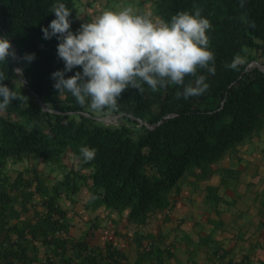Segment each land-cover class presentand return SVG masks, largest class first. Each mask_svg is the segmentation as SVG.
Returning <instances> with one entry per match:
<instances>
[{"label":"trees","instance_id":"obj_1","mask_svg":"<svg viewBox=\"0 0 264 264\" xmlns=\"http://www.w3.org/2000/svg\"><path fill=\"white\" fill-rule=\"evenodd\" d=\"M53 3L0 0V34L9 35L16 52L8 64L0 65L6 72L4 83L16 92V99L0 111V163L33 156L58 165L68 154L77 161L50 184L54 196L75 194L84 186L88 207L125 212L128 222L142 223L148 211L166 204V192L188 165L218 157L252 131L264 114V70L238 62L246 48H264V0H153L160 19L200 9L210 21L207 35L214 59L209 67L214 72L197 69L209 87L187 99L178 97L182 86L170 82L155 89L144 85L143 91L128 88L118 107L101 116L53 87L50 74L64 65L57 55V39H44L41 32L54 17ZM65 3L73 9L75 31L74 0ZM24 53H34L35 58L27 62ZM18 67L22 75L15 72ZM76 70L79 66L72 71ZM193 79L187 75L185 83ZM16 82L28 92V99ZM103 116L124 118L139 130L135 136L123 123L104 125L99 122ZM85 145L96 150L90 161L80 154ZM31 173L41 182L34 169ZM3 184L0 172V189ZM29 198L28 193L19 198L0 190V264H125L123 252L112 244H106L98 259L93 248L69 236L65 211L52 199L44 201V213L25 216ZM36 242L59 256L58 263L35 260Z\"/></svg>","mask_w":264,"mask_h":264},{"label":"crops","instance_id":"obj_2","mask_svg":"<svg viewBox=\"0 0 264 264\" xmlns=\"http://www.w3.org/2000/svg\"><path fill=\"white\" fill-rule=\"evenodd\" d=\"M152 1L74 0V21L126 6L160 19ZM73 161L63 156L61 172ZM164 197L139 225L109 224L125 264H264V114L218 157L188 165Z\"/></svg>","mask_w":264,"mask_h":264},{"label":"clouds","instance_id":"obj_3","mask_svg":"<svg viewBox=\"0 0 264 264\" xmlns=\"http://www.w3.org/2000/svg\"><path fill=\"white\" fill-rule=\"evenodd\" d=\"M72 11L65 0H54L50 9L54 17L41 26V32L44 39H57V55L64 65L50 74L53 87L69 92L80 106L96 113L115 110L126 89L143 91L144 85L155 89L165 82L182 86L178 97L184 99L208 89L206 76L197 69L214 72L209 67L214 54L207 35L211 24L200 9L179 11L168 20L154 19L151 13L132 6L107 9L75 31L71 28ZM15 56L9 35L0 34V65ZM34 58V53L22 57L27 62ZM77 66L79 70L72 71ZM15 72L22 75L23 69L18 67ZM187 75L194 79L185 83ZM5 80L6 72L0 69V111L16 99V92ZM80 154L90 161L96 150L85 145Z\"/></svg>","mask_w":264,"mask_h":264},{"label":"rangeland","instance_id":"obj_4","mask_svg":"<svg viewBox=\"0 0 264 264\" xmlns=\"http://www.w3.org/2000/svg\"><path fill=\"white\" fill-rule=\"evenodd\" d=\"M238 62L245 68L258 67L260 70H264V48L257 50L246 48L239 55ZM16 87L20 89L24 98L28 99L30 97L19 82H16ZM94 113L97 116H101V113ZM99 122L111 127H116L123 123L135 136L139 130L138 125L124 118L118 119L111 116H103ZM51 165V163H45L39 157L33 156H24L23 159L17 162L5 161L0 163V172L4 180L1 189L19 198L22 197V194L28 193L30 201L27 205L28 209L24 210V214L31 218L36 213H44L46 211L44 201L54 200V203L65 211L69 224L68 235L74 239L82 240L86 247L93 248L94 252L98 254V259L103 257L106 244H112L110 242L111 238L107 236L109 224L111 225L114 222L115 226L116 223L121 226L122 223H125V225L134 223L125 220V212L113 213L102 206L97 208L88 207L86 198L89 194L84 186H81L75 194L54 196L50 192V184L55 182L58 174L59 178H61L60 174L63 172H61L62 169L58 165ZM33 169L37 172L41 182L34 179V174L31 173ZM48 191L49 194L47 195L45 192L48 193ZM135 224L139 225V223ZM36 248H38V252L34 254L35 260H53L58 263L59 256H53L52 251H46V247L40 242H36ZM47 254L49 257H47ZM136 254L138 255L137 251Z\"/></svg>","mask_w":264,"mask_h":264}]
</instances>
